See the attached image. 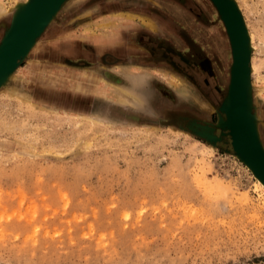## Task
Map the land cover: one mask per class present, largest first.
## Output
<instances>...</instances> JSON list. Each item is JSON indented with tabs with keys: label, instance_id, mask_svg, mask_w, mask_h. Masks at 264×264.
<instances>
[{
	"label": "rangeland",
	"instance_id": "374dc122",
	"mask_svg": "<svg viewBox=\"0 0 264 264\" xmlns=\"http://www.w3.org/2000/svg\"><path fill=\"white\" fill-rule=\"evenodd\" d=\"M98 1L153 30L139 67L121 54L113 66L36 61V43L0 79V264H264V193L222 140L198 132L220 137L229 103L232 54L215 6L70 10ZM24 2L0 0V42ZM234 2L253 38L247 92L264 147V0Z\"/></svg>",
	"mask_w": 264,
	"mask_h": 264
},
{
	"label": "water",
	"instance_id": "95a60500",
	"mask_svg": "<svg viewBox=\"0 0 264 264\" xmlns=\"http://www.w3.org/2000/svg\"><path fill=\"white\" fill-rule=\"evenodd\" d=\"M27 2L21 3L12 18L10 28L5 32L1 42H0V58L9 51L12 47L17 44L15 48L14 55L11 61L2 62L0 59V79L6 78L10 75L21 63V61L29 55L33 47L35 46L37 39L43 33L44 29L53 21V19L58 15L64 3L68 0H26ZM212 4L215 6L227 32V36L230 43L231 54H232V66L230 70V82L228 86V95L230 85L232 86V82L236 78L237 68L239 63L237 61V53L241 51L243 61L242 66L243 70L238 78V88L242 94L243 98V108L241 112V121L240 124L242 126V133L251 134V137L254 140L255 148L257 149V155L264 162V154L261 150L260 145L262 144L259 137V132L257 128L256 116L251 114L250 105L251 100H249V95L247 92V83L250 77L251 72L248 73L249 65H250V57H251V49H249L247 44V39L245 35L246 27L241 12L237 4L234 0H210ZM223 5L227 7L235 20V24H230L225 11L223 9ZM41 11V16L35 25L30 29L28 34H25L23 29L27 21L30 20L32 15ZM237 31L238 34H237ZM240 33V37H239ZM23 37L22 41L20 38ZM228 98V96H227ZM222 106L226 105V100ZM221 106V107H222ZM229 115V107H226ZM229 115V120H230ZM228 120V121H229ZM232 126V125H231ZM231 126L228 124L225 125L220 130V137H214V141L211 143L210 139L208 141L211 144H214L217 140H222L227 149L231 151L235 156L241 159L245 165L250 169V167L254 170L252 171L253 175L260 178L264 182V169L260 168L252 161L251 157L244 153L240 148H238L234 143L230 146L227 137L233 139V133L231 131ZM234 140H232L233 142ZM263 148V147H262ZM250 165V167L248 166ZM251 170V169H250Z\"/></svg>",
	"mask_w": 264,
	"mask_h": 264
},
{
	"label": "crops",
	"instance_id": "0c3cea01",
	"mask_svg": "<svg viewBox=\"0 0 264 264\" xmlns=\"http://www.w3.org/2000/svg\"><path fill=\"white\" fill-rule=\"evenodd\" d=\"M69 2L68 10L60 11L37 39L38 50L31 52V59L69 66L77 63L73 61L76 59L100 57L102 60L106 51L120 47L128 51L129 55H124L131 60L127 68L139 67L131 56H135L142 28L151 30L135 25L132 8H119L117 3L98 1L89 8L71 11V6L87 0ZM106 63L102 61L103 65H108Z\"/></svg>",
	"mask_w": 264,
	"mask_h": 264
},
{
	"label": "bare ground",
	"instance_id": "6f19581e",
	"mask_svg": "<svg viewBox=\"0 0 264 264\" xmlns=\"http://www.w3.org/2000/svg\"><path fill=\"white\" fill-rule=\"evenodd\" d=\"M27 2V1H26ZM4 3V2H3ZM12 8V7H11ZM223 9L225 11V14H226V17L229 21V23L232 25V24H235V20L233 18V16L231 15L229 9L227 7H225L223 5ZM5 8L4 6L0 3V13L2 14L4 12ZM7 10V9H6ZM6 13V12H5ZM41 11H37L35 12L32 17L30 18L29 21L26 22L25 26H24V33L25 34H28L30 29H32V27L35 25V23L38 21V19L40 18L41 16ZM135 15V14H134ZM141 17V16H140ZM144 17V16H142ZM141 17V19H142ZM148 17V16H147ZM138 19V18H137ZM150 19V18H149ZM144 21V20H142ZM155 21V20H154ZM148 24L150 23L149 21H146ZM145 23V22H144ZM155 24V23H154ZM143 25H146V24H143ZM150 26V25H149ZM158 26V25H157ZM147 28H149L147 25H146ZM155 28V26H153ZM156 29V28H155ZM244 29H245V35H246V39H247V44H248V47L249 49H253L254 46H253V38H252V35L249 34L250 32H248L247 28L244 26ZM225 30V29H224ZM147 31V29H146ZM153 31V30H152ZM156 32V31H155ZM239 31H237V34H238ZM120 35V34H119ZM239 37H240V33H239ZM23 37L20 38V41H22ZM103 39V38H102ZM215 39V38H214ZM217 40V39H216ZM230 46V45H229ZM17 47V44H15L14 47H12L9 51H7L0 59L2 62H9L12 60L13 58V55H14V51H15V48ZM264 48V47H263ZM117 49V48H116ZM261 50V49H260ZM130 51V50H129ZM263 51V49L261 50ZM242 52L239 51L237 53V61L239 63V66L237 68V72H236V78L234 79V81L232 82V86L230 85V88H229V95H228V104H227V107H229L230 111H229V114H230V120H229V115H228V111L225 107L223 108H220L221 110L219 111L220 112V118H219V121L217 122V124H215V126H217V128H219L220 130L225 127V125H229L231 126V131L233 133V139L232 137L229 138L227 137L226 139L228 140L230 146L233 145L232 143H234L238 148H240L244 153L248 154L252 161L255 162V164L257 166H259L260 168H263L264 169V162L262 161V159L257 155V149L255 148V143H254V140L253 138L251 137V134H248V133H242L243 130H242V126L240 124V121H241V112H242V108H243V98H242V94L238 88V78L240 77L241 73H242V70H243V66H242V61H243V57H242ZM250 61V65H249V69H248V73L252 71H254V66L252 64V57H250L249 59ZM117 67V66H116ZM140 69V68H139ZM138 69V70H139ZM135 70V69H134ZM137 70V69H136ZM136 72V71H134ZM143 74V73H142ZM144 75V74H143ZM204 77V76H203ZM208 80L209 77H207ZM75 81V80H74ZM142 82V81H141ZM105 83V81H104ZM89 84V83H88ZM103 84V83H102ZM89 86V85H88ZM119 86V85H117ZM107 87V86H106ZM212 87V86H211ZM112 89V87H110ZM114 88V87H113ZM118 88V87H116ZM121 89V87H119ZM261 88V87H259ZM52 89V88H51ZM87 89V88H86ZM115 89V88H114ZM109 90V89H108ZM263 88L259 89L260 92H262ZM123 91V90H122ZM122 91H118L119 93H122ZM124 93V91H123ZM109 94V93H108ZM262 94V93H261ZM107 95V94H106ZM113 94H111L112 96ZM127 95V94H125ZM110 96V94L108 95V97ZM128 96V95H127ZM130 96V95H129ZM73 97V96H72ZM114 97H118V93L117 94H114ZM132 97V96H131ZM137 97V96H136ZM112 98V97H110ZM116 100V99H115ZM114 100V101H115ZM118 100V99H117ZM133 100V99H132ZM132 100H129L132 101ZM140 100V99H139ZM120 102V100H118ZM122 101V100H121ZM125 102H127L128 100H123ZM117 102V101H116ZM139 102V101H138ZM122 103V102H121ZM133 103V102H132ZM123 104V103H122ZM223 112H226L227 113V121H226V117L224 118L223 116L224 113ZM91 118V117H90ZM95 120V119H94ZM229 120V121H228ZM102 123V122H101ZM92 128V127H91ZM198 132L205 135V137H207V139H210L211 143L214 141V137H217L216 136V132L214 130H212L209 126L207 125H204V126H201L199 129H198ZM232 140H234L232 142ZM263 142V141H262ZM261 147V150L264 154V147H263V143L260 145ZM263 147V148H262ZM250 167V165H248ZM251 172L254 171L251 167ZM254 177L256 178V187L258 189H260L263 193H264V182L256 177L254 175Z\"/></svg>",
	"mask_w": 264,
	"mask_h": 264
},
{
	"label": "flooded vegetation",
	"instance_id": "af4514ba",
	"mask_svg": "<svg viewBox=\"0 0 264 264\" xmlns=\"http://www.w3.org/2000/svg\"><path fill=\"white\" fill-rule=\"evenodd\" d=\"M153 34L154 33L152 31H146V30L142 31L141 30V33L139 34L140 38L137 41L138 45H137V47H135V50L137 51V49L140 48L141 45H144L145 41L149 40V36L153 35ZM119 48L120 47H118L117 49H112V50L110 49V50L106 51L105 54L103 55L104 59L101 60V58H100V61L101 62L103 61L105 64H107L106 62H108L109 66H113V65L119 64L121 61H125L126 59H128V58H123V56H121V55H125L126 50H124V49L122 50ZM123 52H124V54H122ZM127 53H128V51H127ZM119 54H121V55H119ZM127 55H129V54H127ZM135 56H138V55L135 54ZM135 56H131L133 58L132 60H135V62H138V63L141 62V60L139 59L140 57L137 58ZM76 60H77L76 61L77 63H73V64L78 65V66L84 65L85 67H89L92 64L96 63L95 61H93V60H95V58H93V57L88 58V59L85 58V59H76ZM80 63H83V64H80Z\"/></svg>",
	"mask_w": 264,
	"mask_h": 264
}]
</instances>
